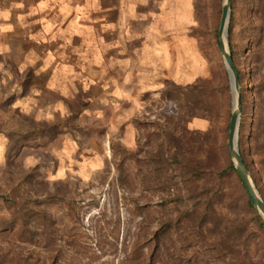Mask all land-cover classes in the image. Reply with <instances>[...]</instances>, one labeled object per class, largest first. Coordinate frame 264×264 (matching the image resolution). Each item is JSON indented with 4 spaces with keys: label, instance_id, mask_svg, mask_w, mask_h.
I'll return each mask as SVG.
<instances>
[{
    "label": "rangeland",
    "instance_id": "rangeland-1",
    "mask_svg": "<svg viewBox=\"0 0 264 264\" xmlns=\"http://www.w3.org/2000/svg\"><path fill=\"white\" fill-rule=\"evenodd\" d=\"M20 2L0 0V177L12 165L16 173L37 167L39 178L49 184L75 183L71 209L64 211L55 200L42 201L56 220L51 230L61 237L57 263L148 264L146 257L153 250L149 237L156 221L166 213L175 216L183 208L168 204L172 195L160 206L162 196L143 187L145 157L158 145L162 131L171 126L189 152L197 146L191 141L193 134L207 136L203 151L212 147L216 162L209 164L210 171L197 184L221 187L217 211L236 227L230 229L233 253L213 250L212 238L195 236L186 227L177 236L169 234L176 244L167 245L168 256H180L182 264H264V231L245 207L240 182L227 169L233 99L218 42L223 0H127L130 12L136 4L140 7L138 19L124 36L134 42L131 49L115 56L117 72L111 83L120 88L132 86V96L124 89L105 94L94 91L82 115L69 98L59 106L49 103L56 101V90L39 94L38 89L23 88L30 83L15 73L21 58L14 50L22 45L18 20L10 26V20L3 18ZM260 9L264 11V0H230L227 42L242 95L238 150L241 141L249 176L264 199V131L253 128L256 86L264 84V15H259ZM196 81H208L213 90L191 111L162 92L173 84L185 88ZM75 92L81 90L70 91L73 96ZM48 123L62 125L54 142L42 132ZM73 126L91 128L93 133L70 131ZM115 145L133 156L122 155ZM205 155L198 154V158ZM5 216L0 206V217ZM152 254L154 264H171L164 260L162 250ZM0 255L38 264L52 261V253L43 249L42 242H18L13 234L0 235Z\"/></svg>",
    "mask_w": 264,
    "mask_h": 264
},
{
    "label": "trees",
    "instance_id": "trees-1",
    "mask_svg": "<svg viewBox=\"0 0 264 264\" xmlns=\"http://www.w3.org/2000/svg\"><path fill=\"white\" fill-rule=\"evenodd\" d=\"M258 12L259 15H264L262 9ZM237 75L239 81L238 72ZM212 90L208 81H196L185 88L173 84L166 87L162 92L168 98L179 100L184 110L191 111L199 108V105L201 106L206 101L209 92ZM256 95L254 105L256 122L254 121L253 128L261 132L264 131V84L256 86ZM240 103L242 110V95ZM168 123L172 124V120L168 119ZM61 127L62 125L59 123H48L43 127L42 132L50 142H54L61 134ZM69 129L70 131L84 130L90 134L93 133L91 128L81 129L73 126ZM242 129L243 123L240 122L239 135H241ZM206 139V135L193 134L191 141L195 140L197 146L194 152H189L188 149L184 148L183 140L175 136L170 126L162 131L160 139H158V145L145 157L146 180L143 183L144 190L159 193L162 196L159 202L162 207L165 206V200L171 195L173 198L169 199L168 204L183 206L177 215L171 216L166 213L165 216L159 217L156 221L155 229L149 237L150 243L153 244V250L146 257V263L148 264H154L152 253L155 254L157 251L161 252V250L166 254V256H163L166 263L182 264L180 256H168L167 245L176 244V240L174 241L169 237L170 233L177 236L179 229L184 233L186 227L195 236L205 234L206 237L212 238L213 250L221 253L223 250L231 249L230 251L233 253V239L230 237V229L236 227V225L226 223L216 208V204L222 201L221 187L216 186L215 189H212L197 184V181L201 179L206 171H210L209 164L216 162V151L212 147L203 151ZM18 146L19 142L14 146L15 150L18 149ZM114 148L119 150L122 155L133 156L119 145H115ZM187 153L189 154L188 157L186 156ZM201 153L206 154L203 159L198 158V154ZM239 153L248 171L249 168L241 150V141H239ZM227 169L234 173L240 182L245 194V207L247 211L253 214L259 228L264 231V222L251 203L231 161H229ZM14 171L16 170L12 165H8L7 169L1 173L2 177H0L4 179V188L0 187V206L3 207L6 213L5 217H0V235L13 234L16 241L32 245L42 242L43 249L52 253V261L39 264H58L57 254L60 252L61 241L59 240H61V237L58 236L57 232L52 231L56 220L42 207V201L45 199L55 200L57 205L62 206V209L67 211L70 204H72L71 198L76 189L73 187L75 183L54 182L49 184L44 182L39 178L37 167L17 173ZM122 172L124 173V171ZM0 264L38 263L35 261L30 262L27 259L7 258L0 255Z\"/></svg>",
    "mask_w": 264,
    "mask_h": 264
},
{
    "label": "crops",
    "instance_id": "crops-1",
    "mask_svg": "<svg viewBox=\"0 0 264 264\" xmlns=\"http://www.w3.org/2000/svg\"><path fill=\"white\" fill-rule=\"evenodd\" d=\"M126 2L22 0L13 4L3 18L10 20V26L18 20L22 45L14 50L21 58L15 73L30 83L23 88L38 89L39 94L56 90V101L49 103L59 106L69 98L72 106L80 107L79 115L89 108L94 91L124 89L131 97L132 86L111 83L117 72L115 56L133 47L134 41L124 38L125 31L139 16V5L130 12ZM74 89L81 92L73 96Z\"/></svg>",
    "mask_w": 264,
    "mask_h": 264
},
{
    "label": "water",
    "instance_id": "water-1",
    "mask_svg": "<svg viewBox=\"0 0 264 264\" xmlns=\"http://www.w3.org/2000/svg\"><path fill=\"white\" fill-rule=\"evenodd\" d=\"M230 16V0H223L221 17L218 28V42L220 45L221 56L226 67V71L229 76L233 106L230 114L229 127H228V150L231 162L233 167L251 201L254 208L256 209L258 215L264 222V202L259 196L256 188L249 176V173L241 159L239 150H238V129L240 121V94H239V84H238V75L236 68L233 64L232 56L228 49L227 42V30ZM225 37L226 46H224L223 38ZM237 92L236 96V106L234 107V95L233 91Z\"/></svg>",
    "mask_w": 264,
    "mask_h": 264
},
{
    "label": "bare ground",
    "instance_id": "bare-ground-1",
    "mask_svg": "<svg viewBox=\"0 0 264 264\" xmlns=\"http://www.w3.org/2000/svg\"><path fill=\"white\" fill-rule=\"evenodd\" d=\"M223 43H224V46H226L225 37L223 38ZM236 96H237V92L234 90V101H235V106H236ZM235 106H234V107H235Z\"/></svg>",
    "mask_w": 264,
    "mask_h": 264
}]
</instances>
